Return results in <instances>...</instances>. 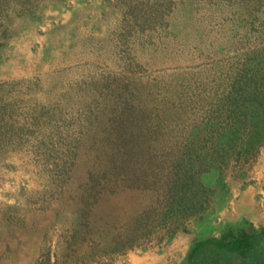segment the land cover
<instances>
[{
	"label": "rangeland",
	"instance_id": "rangeland-1",
	"mask_svg": "<svg viewBox=\"0 0 264 264\" xmlns=\"http://www.w3.org/2000/svg\"><path fill=\"white\" fill-rule=\"evenodd\" d=\"M262 50L264 0H0V264H180L207 226L264 227V145L203 176L200 225L162 221L160 184L92 178L146 114L140 157L178 150Z\"/></svg>",
	"mask_w": 264,
	"mask_h": 264
},
{
	"label": "trees",
	"instance_id": "trees-1",
	"mask_svg": "<svg viewBox=\"0 0 264 264\" xmlns=\"http://www.w3.org/2000/svg\"><path fill=\"white\" fill-rule=\"evenodd\" d=\"M247 59L234 75L231 90L223 92L217 112L207 121L190 129L187 127L184 141L176 143L180 148H173L171 155L157 158L153 154L156 149L148 150V145V157H140L145 148H141L139 138L135 139L132 132L140 130V137L147 136V114L140 119L141 124L139 122L130 130L129 138L124 136L128 125L118 126L113 130L114 140L109 138L110 144L100 148L102 152L114 149L116 155H109L101 164L102 169L92 174L96 179L93 182L106 178L115 185L130 189V185L135 187L153 181L160 184V189L164 188L163 222L175 219L177 229L191 219H196L198 225L205 222L208 219L205 214L217 206L215 195L218 185H207L202 180L203 176L221 175L233 164L247 163L264 145V50ZM130 110L132 117H139L140 113L134 106H130ZM150 129L153 133L154 130ZM119 148L124 155L117 154ZM208 230L207 226L193 237L180 264H264V227H229L220 236L205 235ZM134 240L133 234L127 236L126 242L115 239L110 250L118 251L127 242L132 248Z\"/></svg>",
	"mask_w": 264,
	"mask_h": 264
},
{
	"label": "crops",
	"instance_id": "crops-1",
	"mask_svg": "<svg viewBox=\"0 0 264 264\" xmlns=\"http://www.w3.org/2000/svg\"><path fill=\"white\" fill-rule=\"evenodd\" d=\"M162 264V263H161ZM165 264V263H164Z\"/></svg>",
	"mask_w": 264,
	"mask_h": 264
}]
</instances>
